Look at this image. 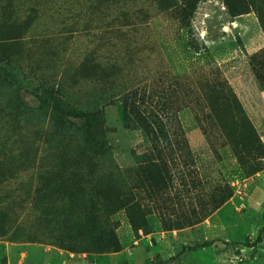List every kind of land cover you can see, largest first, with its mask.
<instances>
[{
  "label": "rangeland",
  "instance_id": "1",
  "mask_svg": "<svg viewBox=\"0 0 264 264\" xmlns=\"http://www.w3.org/2000/svg\"><path fill=\"white\" fill-rule=\"evenodd\" d=\"M0 57L10 59L2 68L12 74L0 84V264H264V230L260 243L246 244L264 227V187L254 185L264 180V147L244 139L242 157L235 155L204 84L234 92L264 145V0H0ZM136 85L173 103L160 111L163 134L175 132L169 120L177 117L187 149L169 162L172 181L159 201L140 191L146 225L136 229L119 210L110 218L119 250L97 252L62 209L45 208L59 203L48 192L57 182L40 173L61 161L68 141L76 155L78 139L59 141L44 90L100 109L113 158L128 169L151 145L121 119L118 97ZM225 124L234 128L232 119ZM21 148L26 162L18 165ZM224 184L231 197L203 221L165 225L201 211ZM182 241L195 248L181 252Z\"/></svg>",
  "mask_w": 264,
  "mask_h": 264
},
{
  "label": "trees",
  "instance_id": "2",
  "mask_svg": "<svg viewBox=\"0 0 264 264\" xmlns=\"http://www.w3.org/2000/svg\"><path fill=\"white\" fill-rule=\"evenodd\" d=\"M226 4L232 11L233 5L229 2ZM246 9L244 6L242 9L234 10L233 15L242 14ZM10 63L7 57H0V84L6 83L12 76L11 72L5 73L7 69L2 68V64ZM204 84L206 95L209 94L206 98L208 108L214 119L222 123L224 136L234 147L235 155L238 158L242 157L241 146L245 147L246 140L249 141L250 147H264L255 126L234 92H228L215 84ZM44 92L49 100L50 119L59 141L70 139L72 136L70 133L75 134L78 139L76 155L70 154L71 143L68 141L69 145L66 144L63 152L60 151L61 161L50 162L49 167L40 173L44 180L51 179L57 182L56 187L48 192H51L59 203L53 206L46 205L45 208L52 212L62 209L64 211L62 214L66 216L65 222L72 221L78 229H83L82 231L89 234L95 251H117L119 241L111 216L124 209L131 225L136 229H142L146 225V215L142 210L143 198L139 197L140 191L145 189L148 199L153 203L159 201L172 181L169 162H175V157L187 149V141L180 138V135L184 137V131L177 117L169 120L174 122L175 132L170 135L163 134L166 122L159 117L160 111L171 112L174 105L168 102L160 103L159 99L153 98L156 95L155 90L147 89L143 85L128 87L118 97L122 103L121 119L124 125L129 127L131 123L136 124L149 136L151 142L149 149L137 155L136 164L126 169L113 158L105 139L106 128L100 109L72 106L57 89L45 88ZM11 102L12 98L9 102V106L12 107L14 103ZM70 118L77 119L80 123L74 127ZM228 118L234 120L233 129L225 124ZM171 135L173 138H169ZM161 137L166 143H162ZM3 147L5 146L0 144V154L3 153ZM10 152H13L12 148ZM24 155V148L18 150L17 155L13 154L18 165L25 164V159H22ZM210 194L206 207L201 211L195 212L192 209L191 214L180 217L173 223L168 218L166 220L168 224L165 222V225L169 227L176 225L177 228H181L182 224L191 226L203 221L231 197L232 190L228 184L217 185ZM263 230L264 227L253 242L246 243L247 246L254 247L260 243ZM188 248L194 249L195 246L182 245L181 252Z\"/></svg>",
  "mask_w": 264,
  "mask_h": 264
},
{
  "label": "crops",
  "instance_id": "3",
  "mask_svg": "<svg viewBox=\"0 0 264 264\" xmlns=\"http://www.w3.org/2000/svg\"><path fill=\"white\" fill-rule=\"evenodd\" d=\"M262 95H264V92H263V94ZM264 100V99H263ZM259 112H260V114L262 113V111H260V109H259ZM258 111H256V117H258V118H260V115H258V113H259ZM259 133H260V135H261V137H262V139L264 140V127L262 128V130H259ZM255 191H257V188L259 189V191H261L262 189H263V187H264V180L262 179V178H260V179H258V181H256L255 182ZM255 191L254 192H252V194H251V199H253V201H254V197H256L257 195H256V193H255ZM255 202V201H254ZM257 203V202H256ZM184 233V232H183ZM168 243H170V242H168ZM185 242L184 241H182L181 242V244H180V251H181V248H182V245H185L184 244ZM262 245L264 246V240H263V242H262ZM186 246V245H185ZM264 249V248H263Z\"/></svg>",
  "mask_w": 264,
  "mask_h": 264
}]
</instances>
